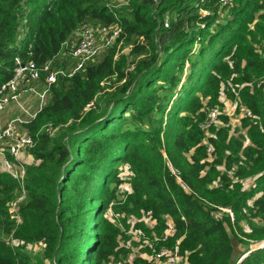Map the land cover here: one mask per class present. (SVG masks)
Returning <instances> with one entry per match:
<instances>
[{"label": "trees", "instance_id": "obj_1", "mask_svg": "<svg viewBox=\"0 0 264 264\" xmlns=\"http://www.w3.org/2000/svg\"><path fill=\"white\" fill-rule=\"evenodd\" d=\"M106 1L0 0V85L15 56L43 64L82 22L121 27L23 125L38 162L22 182L0 169V264H115L130 248L114 215L143 236L171 225L163 243L179 239L188 264H264V0ZM226 100L251 116L232 133L221 111L208 136L206 111Z\"/></svg>", "mask_w": 264, "mask_h": 264}, {"label": "built area", "instance_id": "obj_2", "mask_svg": "<svg viewBox=\"0 0 264 264\" xmlns=\"http://www.w3.org/2000/svg\"><path fill=\"white\" fill-rule=\"evenodd\" d=\"M230 1L220 0V5H225ZM128 2L129 0H107L106 5L113 10L127 5ZM204 13H207V11L203 10L202 14ZM163 26H168V18L164 19ZM120 32L121 27L115 22L95 25L89 22H82L76 31L62 42L57 54L43 64L38 65L32 60H22L20 56L14 57V67L11 77L0 85L1 170L22 182L24 164L20 162V158L27 148L32 147L35 143L33 136L24 129L23 125L34 118L37 112L46 104L51 86L57 82L59 77H71L82 70L88 62L96 60L104 50L117 42ZM119 46L120 44H118ZM257 86L264 88V76L258 81ZM29 96L35 98L36 103L34 107L32 105L28 107L23 103V97ZM225 104L224 110H220L215 106L207 109L205 120L200 124V127L208 136L213 134L208 129L213 125L219 124L215 123H217L216 121H218L221 111L228 114L229 118L237 113L240 118L251 116V112L235 100H226ZM9 107L18 109L22 114L11 116L5 122L3 114ZM92 107H94V101L87 103L85 109ZM224 125L230 127L229 131L233 133V124L230 121ZM236 125L239 126V122ZM47 132L51 134L54 130H50L47 127ZM210 150L209 146L207 151L209 152ZM232 173L233 171H229L230 175ZM119 192L122 198L125 192H130V188L121 184ZM225 213L233 219V212L229 207L215 206V210L213 211L215 217H221ZM114 216L116 217V215ZM114 216L112 220H114L120 227L122 234H124L118 237L119 247L130 248L126 246V242L132 237L130 235L138 237L136 240L133 239V244L137 245L135 247V258L140 257L146 261V264H188L185 254L179 248V239L175 240L172 245L163 243L167 241V236L171 233V225L162 236H157L155 233H152V237L143 236L133 226L129 227L130 229L124 228L117 219L115 220ZM16 219L17 221L19 220L18 216H16ZM144 220L149 227L154 223L150 218ZM135 221L132 220L131 223L133 224ZM125 235L128 236V239L121 241ZM262 244L263 242L260 243V245ZM142 248L144 249L143 251H141ZM127 258L128 255L126 257L120 255L115 264H133L135 258L133 259L132 257L126 260Z\"/></svg>", "mask_w": 264, "mask_h": 264}, {"label": "rangeland", "instance_id": "obj_3", "mask_svg": "<svg viewBox=\"0 0 264 264\" xmlns=\"http://www.w3.org/2000/svg\"><path fill=\"white\" fill-rule=\"evenodd\" d=\"M121 47V46H120ZM121 52H125V53H127V52H129V46H127V45H124V47H122V49H121ZM23 103L26 105V106H28L29 107V105H32L33 107L35 106V103H36V101H35V98L34 97H23ZM24 105V106H25ZM25 106V107H26ZM228 110V109H227ZM226 111V110H225ZM20 114H22L18 109H13V108H9L7 111H6V113L4 114V118H5V122H6V120L9 118V117H11V116H14V115H20ZM238 118H240V116L238 115V113L237 114H235V115H232V116H230V118H229V121L235 126L236 124H237V122H239V119ZM217 123H215V124H218L219 122H220V120H219V118H218V121H216ZM20 129V128H19ZM21 130V129H20ZM244 184H245V187H247V186H249L250 185V180H247V181H244ZM131 221L133 220V218H131L130 219ZM149 220V219H148ZM149 223V222H148ZM130 229V228H129ZM130 236H132V237H130V240L129 241H127L126 242V246H128V247H130L131 248V251H130V253L128 254V258L126 259V260H128V259H130V258H132L133 257V259L135 258V254H136V249H135V247L137 246V245H134L133 244V239L134 240H136V239H138V237L137 236H134V235H130ZM122 240H124V238H122L121 239V241ZM262 242H264V241H262ZM258 245H260L259 244V242H257V243H252V248L253 247H257ZM28 249L31 251V254H35V253H38V252H40L41 251V247L38 245V246H30V247H28Z\"/></svg>", "mask_w": 264, "mask_h": 264}, {"label": "crops", "instance_id": "obj_4", "mask_svg": "<svg viewBox=\"0 0 264 264\" xmlns=\"http://www.w3.org/2000/svg\"><path fill=\"white\" fill-rule=\"evenodd\" d=\"M9 108H11V107H9ZM8 108V109H9ZM7 109V110H8ZM6 110V111H7ZM6 111L4 112V114L6 113ZM4 114H3V116H4ZM24 127V126H23ZM25 129V128H24ZM26 130V129H25ZM2 147V146H1ZM20 162H23V164H31V163H37L38 161L37 160H35L33 157H32V155L31 154H29V153H27V152H25L23 155H22V157L20 158ZM251 183V182H250ZM123 186H125V187H129L130 188V185L128 184V183H123L122 184ZM243 257V256H242Z\"/></svg>", "mask_w": 264, "mask_h": 264}, {"label": "water", "instance_id": "obj_5", "mask_svg": "<svg viewBox=\"0 0 264 264\" xmlns=\"http://www.w3.org/2000/svg\"><path fill=\"white\" fill-rule=\"evenodd\" d=\"M258 247H264V242H263V244H262V245H260V246H257V248H258ZM255 248H256V247H253L252 249H255ZM247 254H248V253L244 254L242 258H244V257H245ZM242 258H241V259H242Z\"/></svg>", "mask_w": 264, "mask_h": 264}, {"label": "clouds", "instance_id": "obj_6", "mask_svg": "<svg viewBox=\"0 0 264 264\" xmlns=\"http://www.w3.org/2000/svg\"><path fill=\"white\" fill-rule=\"evenodd\" d=\"M262 243V242H259V244ZM259 246V245H258Z\"/></svg>", "mask_w": 264, "mask_h": 264}]
</instances>
